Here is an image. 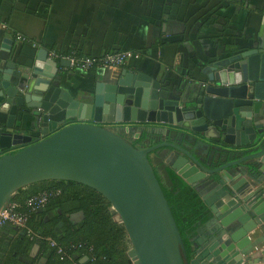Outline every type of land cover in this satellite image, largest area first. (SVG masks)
Returning <instances> with one entry per match:
<instances>
[{
  "label": "water",
  "instance_id": "95a60500",
  "mask_svg": "<svg viewBox=\"0 0 264 264\" xmlns=\"http://www.w3.org/2000/svg\"><path fill=\"white\" fill-rule=\"evenodd\" d=\"M240 61L229 82L202 88L192 105L153 77L127 68L110 81L97 82L92 102L74 100L68 92L61 95L50 78L38 77V70L48 69L53 76L60 72L59 65L70 66L67 59L59 63L50 58L47 50H41L36 72L28 77L16 71L11 73L14 79H7L9 70L0 68V214L15 193L29 185L77 182L112 205L114 220L125 226L131 241L128 254L134 264H187L183 237L150 153L174 149V170L196 190L205 179L259 160V167L252 164L246 176L231 184L218 179L224 188L219 202L212 205L203 199L217 225L196 239L191 264L264 261V250L255 251L264 248V234L251 232L264 223V179L255 176L258 171L264 174V29L261 43L245 51ZM97 114H102V123L95 121ZM25 115L46 124L40 137L16 131L19 117ZM131 123H163L167 140L138 147L108 126ZM226 155L230 160L211 167V157ZM235 223L241 227L230 233ZM39 250L36 244L30 256L37 257Z\"/></svg>",
  "mask_w": 264,
  "mask_h": 264
},
{
  "label": "crops",
  "instance_id": "0c3cea01",
  "mask_svg": "<svg viewBox=\"0 0 264 264\" xmlns=\"http://www.w3.org/2000/svg\"><path fill=\"white\" fill-rule=\"evenodd\" d=\"M263 29L264 0H0V68L9 70L7 79H14L12 72L22 71L27 77L36 72L41 50L83 57L132 50L141 57L114 70L94 67L85 72L59 65L57 75L52 76L45 68L38 70L37 75L50 78L52 84L62 89L61 95L68 92L74 100L90 103L97 82L110 81L127 68L141 76L153 77L163 89L192 105L202 88L230 81L239 71L242 54L261 43ZM17 34L24 36L26 41H19ZM62 60L66 59L57 61ZM25 82L23 77L22 84ZM19 87L25 88L24 85ZM97 115L95 121L102 123V114ZM16 124L20 125L18 133L33 138L40 137L46 126L32 115L19 117ZM108 126L138 147L167 140L163 123ZM198 153L206 162L207 157ZM176 158L175 150L169 147L150 153L151 163L163 186L172 185L168 170L176 173L173 168ZM210 159L213 167L218 166L221 159L228 161L230 156ZM252 164L261 165L259 160H251L216 174L217 179L203 180L198 193L205 201L216 204L224 189L218 179L223 177L231 184L246 176ZM255 176L264 179L263 172H255ZM229 197L224 196V199ZM110 211L115 214L112 205ZM222 211L224 208L219 212ZM78 217L80 214L72 215L75 220ZM251 224L256 225L255 222ZM216 225V215L211 213L210 219L199 227L197 238L206 236ZM261 226L264 223L257 224L251 232L260 231L263 235ZM239 227L241 224L235 223L234 227H229V232L234 233Z\"/></svg>",
  "mask_w": 264,
  "mask_h": 264
},
{
  "label": "trees",
  "instance_id": "16d2710c",
  "mask_svg": "<svg viewBox=\"0 0 264 264\" xmlns=\"http://www.w3.org/2000/svg\"><path fill=\"white\" fill-rule=\"evenodd\" d=\"M168 173L172 185L163 189L183 237L187 264H191L199 227L210 219L211 211L192 185L172 169ZM51 189H60L61 194L30 213L26 229L7 225L0 232V264H134L128 254L132 245L125 226L114 220L106 198L88 186L64 180L29 185L13 198L21 205L17 210L26 211L24 203L29 196ZM73 214L80 217L75 220ZM28 230L38 237L31 240ZM47 238L57 241L67 256L50 248ZM36 244L40 250L33 258L30 254ZM43 258L46 259L42 263Z\"/></svg>",
  "mask_w": 264,
  "mask_h": 264
},
{
  "label": "built area",
  "instance_id": "2783aa9c",
  "mask_svg": "<svg viewBox=\"0 0 264 264\" xmlns=\"http://www.w3.org/2000/svg\"><path fill=\"white\" fill-rule=\"evenodd\" d=\"M16 38L22 42L26 41V38L21 34H17ZM48 54L50 58L55 60L67 59L69 60L70 66L72 68H78L85 72L90 71L94 67H102L108 70H114L116 68L122 67L123 65H125V63L133 58L141 57L140 53L132 50H120L114 53H107L100 57H83L77 56L76 54L61 56L55 50L49 51ZM17 194L18 192L15 193L14 197ZM60 194V189L43 190L36 194H33L29 196L24 203L26 211L17 210V208H19L21 205L18 203V201L12 199L6 209L0 214V232L7 225L13 226L19 230L26 229L30 213L44 208L52 198ZM27 232V236L31 240H34L38 237V235L35 234L32 230H28ZM47 242L50 248L55 249L59 255L67 256L65 249L60 246L57 241L47 238ZM73 246L75 247V245ZM258 249L259 248L255 249V251Z\"/></svg>",
  "mask_w": 264,
  "mask_h": 264
},
{
  "label": "flooded vegetation",
  "instance_id": "af4514ba",
  "mask_svg": "<svg viewBox=\"0 0 264 264\" xmlns=\"http://www.w3.org/2000/svg\"><path fill=\"white\" fill-rule=\"evenodd\" d=\"M247 153H244V155H246ZM18 234H20V232H18ZM17 235V234H16ZM12 237L14 238L15 237V235H12Z\"/></svg>",
  "mask_w": 264,
  "mask_h": 264
},
{
  "label": "rangeland",
  "instance_id": "374dc122",
  "mask_svg": "<svg viewBox=\"0 0 264 264\" xmlns=\"http://www.w3.org/2000/svg\"><path fill=\"white\" fill-rule=\"evenodd\" d=\"M113 210H114V208H113Z\"/></svg>",
  "mask_w": 264,
  "mask_h": 264
}]
</instances>
